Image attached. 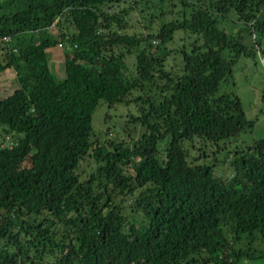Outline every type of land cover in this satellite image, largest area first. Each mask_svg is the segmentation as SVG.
Here are the masks:
<instances>
[{
    "label": "trees",
    "instance_id": "16d2710c",
    "mask_svg": "<svg viewBox=\"0 0 264 264\" xmlns=\"http://www.w3.org/2000/svg\"><path fill=\"white\" fill-rule=\"evenodd\" d=\"M142 1L177 16L127 32ZM225 18L236 30L218 27ZM177 30L191 40L172 64L164 44ZM61 44L58 81L46 49ZM261 44L264 0L0 3V71L16 84L0 99V264H236L241 238L264 246V136L226 154V176L200 159L252 127L238 97L217 90ZM100 100L135 102L144 131L90 141ZM87 155L95 167L80 179Z\"/></svg>",
    "mask_w": 264,
    "mask_h": 264
},
{
    "label": "rangeland",
    "instance_id": "374dc122",
    "mask_svg": "<svg viewBox=\"0 0 264 264\" xmlns=\"http://www.w3.org/2000/svg\"><path fill=\"white\" fill-rule=\"evenodd\" d=\"M4 1L5 0H0V3H3ZM130 1L131 0H129V2ZM120 6L127 7L128 4L123 2ZM167 8L168 6L165 3L157 4L149 1L137 2L136 5L134 4L128 11V29L126 31L130 32L137 29V27L141 28L144 23L142 17H147L150 14L154 15L153 19L155 20L156 23L154 24L156 25L163 21V19H171L177 16L175 13H160L161 10L165 11ZM231 15L232 13H229V17ZM138 19L140 20L138 21ZM238 26V23L231 22L229 18L222 19L218 22V27L225 31L236 30ZM50 34L52 37L57 38L56 29H51ZM187 35L188 34H185L183 31L177 30L174 32L172 40L164 44L165 47L173 49V51L169 53L166 61L172 64L177 63L179 55L176 50L181 46H186L191 40ZM243 42L245 44H250L251 42L246 34L243 35ZM152 44L155 45L156 42L153 40ZM64 45L65 44H61L46 49L48 64H50L51 71L55 79L58 81L63 78L62 67ZM261 47L262 52H255L252 57L240 55L231 67V76L229 80L222 82L217 90V93L226 92L236 95L240 101L245 118L253 122L250 129L245 130L234 138L228 139V142L225 143L223 148L218 152L214 150V146L209 145H206L205 149L202 150L205 156L200 159L207 164L218 160L219 163L217 164V170L220 171L223 176L229 174L227 163L230 157H226V154L229 155L235 147L248 144L253 139L264 136V44H261ZM132 57L133 52L125 57L130 71H132L133 67ZM1 60L2 52L0 51V62ZM15 87L16 84H14L12 71L1 70L0 99L9 94ZM150 91L152 92L153 90ZM134 94L135 93L133 92L132 95ZM137 114V104L133 101L108 104L100 100L91 114V132L89 140L96 141V143H105V141L110 140H121L125 143H129L144 131V128L140 126L139 123L132 120V117ZM5 140L6 139H0V145L5 144ZM6 141L7 145H9L10 138L8 137ZM194 152L198 154L201 150L197 149ZM190 153L191 154L189 155H192L193 152L191 151ZM94 167L95 163L93 159L87 155L78 164L77 172L80 174V179L85 178L93 171ZM234 247L245 250L247 254L241 256L236 264H264V246L259 241L254 240L248 245L247 242L241 238ZM259 254H262V256L258 257Z\"/></svg>",
    "mask_w": 264,
    "mask_h": 264
}]
</instances>
